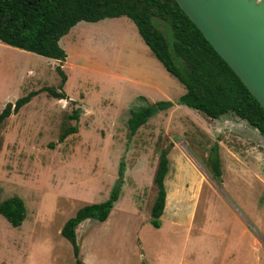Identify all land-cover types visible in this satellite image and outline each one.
Wrapping results in <instances>:
<instances>
[{"label":"rangeland","instance_id":"1","mask_svg":"<svg viewBox=\"0 0 264 264\" xmlns=\"http://www.w3.org/2000/svg\"><path fill=\"white\" fill-rule=\"evenodd\" d=\"M59 45L62 63L0 43V113L39 92L0 128V199L25 208L18 228L0 216V264H74L64 223L115 189L108 219L76 228L82 263L264 264V137L230 114L211 120L180 105L184 87L126 17L79 22ZM57 66L65 100L43 91H61ZM157 102L171 106L131 135V111ZM162 151L167 204L155 228Z\"/></svg>","mask_w":264,"mask_h":264},{"label":"trees","instance_id":"2","mask_svg":"<svg viewBox=\"0 0 264 264\" xmlns=\"http://www.w3.org/2000/svg\"><path fill=\"white\" fill-rule=\"evenodd\" d=\"M119 17H126L134 23L152 55L184 87L185 92L178 101L180 105L211 120L230 114L264 137L263 108L174 0H0V43L62 63L66 53L59 41L76 24ZM56 72L61 91L50 88L43 91L57 100H65L67 97L62 91L66 75L60 66L56 67ZM38 94L31 92L13 104H6L0 113V128ZM170 106V102H157L132 110L127 121L131 135L144 126L153 114ZM68 119L78 121L77 111L74 110ZM76 131V126L64 129L58 141L63 142ZM213 148L218 150V145ZM212 161L213 176L219 178L218 157ZM168 164L167 153L162 151L153 179L156 196L150 211V223L155 228L160 226L165 207L164 180ZM121 183L122 180L119 186ZM117 200L118 189H115L109 199L83 206L64 223L60 235L71 245L74 264H83L76 240L78 225L86 220L105 222ZM0 216L13 228H18L25 219L23 201L17 197L4 201L0 199Z\"/></svg>","mask_w":264,"mask_h":264},{"label":"water","instance_id":"3","mask_svg":"<svg viewBox=\"0 0 264 264\" xmlns=\"http://www.w3.org/2000/svg\"><path fill=\"white\" fill-rule=\"evenodd\" d=\"M264 110V0H174Z\"/></svg>","mask_w":264,"mask_h":264},{"label":"crops","instance_id":"4","mask_svg":"<svg viewBox=\"0 0 264 264\" xmlns=\"http://www.w3.org/2000/svg\"><path fill=\"white\" fill-rule=\"evenodd\" d=\"M116 204V203H115ZM166 204H167V195H166V199H165V207H164V210H165V208H166ZM163 213H164V211H163ZM162 217V216H161ZM215 261V260H214ZM83 264H84V262H83ZM217 264V263H216Z\"/></svg>","mask_w":264,"mask_h":264}]
</instances>
